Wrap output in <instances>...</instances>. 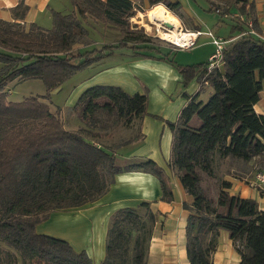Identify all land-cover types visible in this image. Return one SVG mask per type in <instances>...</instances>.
I'll return each instance as SVG.
<instances>
[{
  "label": "trees",
  "instance_id": "1",
  "mask_svg": "<svg viewBox=\"0 0 264 264\" xmlns=\"http://www.w3.org/2000/svg\"><path fill=\"white\" fill-rule=\"evenodd\" d=\"M69 1L68 10H51L50 27L16 21L27 12L23 0L11 8L15 20L0 19V264H93L85 250L38 232L36 225L52 211L95 202L118 173H151L159 181L160 199L173 200L170 177L154 160L116 161L114 148L143 136L136 130L125 137L121 129L142 120L146 92L130 94L109 84L86 87L72 106L82 122L75 130L65 128L60 109L51 110L49 93L19 101L7 95L11 81L27 79H41L50 92L76 71L124 47L170 62L184 86L193 78L199 83L195 94L184 93L186 103L176 120L168 122L172 139L167 165L192 197L183 203L190 264H214L220 230L228 232L240 255L238 264H264V210L255 199L230 193V182L215 169L218 159H227L231 166L255 160L264 168V114L254 109L264 88V37L257 34L254 3L235 0L231 7L220 8L208 0V6L191 0L203 12L216 14L219 24L238 31L234 39L222 37V63L208 69L209 60L175 62L169 56L172 49L152 43L129 21L143 4H163L181 18L179 0ZM97 23L115 30L116 40L88 49L92 41L86 38ZM206 86L212 90L202 99ZM156 218L151 201L115 210L100 264H146Z\"/></svg>",
  "mask_w": 264,
  "mask_h": 264
},
{
  "label": "crops",
  "instance_id": "2",
  "mask_svg": "<svg viewBox=\"0 0 264 264\" xmlns=\"http://www.w3.org/2000/svg\"><path fill=\"white\" fill-rule=\"evenodd\" d=\"M23 1L27 5V12L24 18L16 21L35 22L43 27L51 26L52 9L62 11L71 7L69 0ZM179 1L196 27L211 29L216 35L230 40L238 36V31H232L230 25L219 24L216 14L203 12L191 0ZM248 1L255 5L257 34L264 37V0ZM18 2L19 0H0V19L15 20L11 8ZM124 48H118L104 57L106 61L100 71L96 72L98 76L90 80V85H116L130 94L143 93L145 89L148 98L145 115L133 128L124 129L122 134L130 137L137 130L143 136L123 145L136 148L125 152L124 156L116 161L125 164L144 158L154 160L170 177L173 200L166 202L160 199V184L153 174L140 171L122 172L116 174L114 182L98 200L80 207L81 216L72 218L63 210H55L36 225V230L67 239L76 250H85L93 264H100L105 255V236L112 213L122 207L135 206L140 201H151V208L157 218L152 226L146 264H190L185 244L188 211L183 207V203H190L192 197L167 165L172 139L168 122L176 120L186 103L184 93L195 94L199 83L193 78L184 86L182 75L170 62L156 57L135 55L132 48ZM208 89V86L203 88L200 98L206 99L210 92ZM254 109L258 114H264V88ZM256 165L255 160H250L231 166L228 165L227 159H218L215 169L219 176L230 182V193L253 198L258 202L260 209L264 210V193L255 185L253 178ZM212 260L214 264L239 263L240 255L225 230H220Z\"/></svg>",
  "mask_w": 264,
  "mask_h": 264
},
{
  "label": "rangeland",
  "instance_id": "3",
  "mask_svg": "<svg viewBox=\"0 0 264 264\" xmlns=\"http://www.w3.org/2000/svg\"><path fill=\"white\" fill-rule=\"evenodd\" d=\"M234 1L235 0H208V2H210L213 6H219L220 8L231 7ZM197 2L201 6L209 5L206 0H197ZM143 7L144 9L140 8L136 11L135 15L129 19L131 25L136 26L137 29H143V33L152 39V43L159 44L165 49H172L169 56L175 62L182 64L204 62L207 61L209 59V56L215 51V46L211 41L212 38L207 33H201L196 39L195 44L188 49L177 48L171 42L159 38L158 30L156 28H152L153 26L151 24H149L148 27L145 23L147 22V16L145 15L152 13V11L156 7H158V4L150 8L148 4H143ZM168 11L178 19L181 27H183L184 29L194 30L192 26L193 22L191 21L192 19L189 16L188 11L184 7L180 6V8L178 9V12L182 15L181 18L178 17L174 12H171L169 9ZM114 33L115 30H113L112 28H104L100 23H97L95 25V29H93L90 32L89 37L86 38L87 41H92L88 46V49H91L93 47H100L102 43H104V40L111 42L115 41L116 39H113ZM116 36H118L117 33ZM125 50L126 48H124V51ZM115 51H117V49ZM98 61L99 63L101 62L102 65L104 64V61H106V58L100 59ZM75 62H78V60H76ZM98 64L84 67L76 71L72 76L65 80L59 88L54 89L50 92L47 91L46 86L41 79H27L20 82L13 80L8 84L7 87L8 98L13 101H19L30 95H45L46 93H49V106L51 110L56 111L60 109V114L64 121L65 128L69 130H75L76 128L82 126V122L72 110V106L76 102L80 93L86 87L92 86L90 85V80L94 77H97L98 75H96V72L100 71L96 69V67L100 65ZM208 88V90H210L211 92L212 88L209 86ZM143 92H146L145 89L143 90ZM118 133L119 132H117L116 135ZM121 134H124V129H121ZM134 148H136V146H117L116 148H114L116 159L118 160L120 157L124 156L125 152H128ZM257 167L260 166L257 164L255 168ZM63 211L67 215L72 216V218L82 215V208L80 207L70 208Z\"/></svg>",
  "mask_w": 264,
  "mask_h": 264
},
{
  "label": "bare ground",
  "instance_id": "4",
  "mask_svg": "<svg viewBox=\"0 0 264 264\" xmlns=\"http://www.w3.org/2000/svg\"><path fill=\"white\" fill-rule=\"evenodd\" d=\"M145 16H147L146 25L149 27L151 24L152 28H156L159 38L176 44L186 43L189 34L182 30L178 19L163 4H158L152 13Z\"/></svg>",
  "mask_w": 264,
  "mask_h": 264
},
{
  "label": "built area",
  "instance_id": "5",
  "mask_svg": "<svg viewBox=\"0 0 264 264\" xmlns=\"http://www.w3.org/2000/svg\"><path fill=\"white\" fill-rule=\"evenodd\" d=\"M249 24H251V22H249ZM181 28L184 29L183 27ZM184 31H186L189 34L186 43L183 44L172 43L173 45L181 49H188L195 44L196 39L201 33H207L211 36L212 38L211 41L215 46V51L210 55L208 59L209 60L208 69H212L214 67L220 66V64L222 63L221 53L225 42L222 37L216 36L212 34L210 31L189 30V29H184ZM253 178L255 185L262 193H264V168H260V167L255 168L253 171Z\"/></svg>",
  "mask_w": 264,
  "mask_h": 264
}]
</instances>
